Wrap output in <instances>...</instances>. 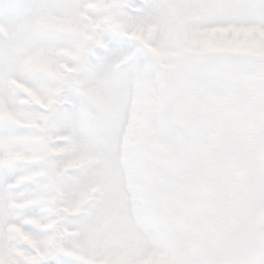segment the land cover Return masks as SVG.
<instances>
[{
	"label": "snow or ice",
	"instance_id": "6c2138e0",
	"mask_svg": "<svg viewBox=\"0 0 264 264\" xmlns=\"http://www.w3.org/2000/svg\"><path fill=\"white\" fill-rule=\"evenodd\" d=\"M0 264H264V0H0Z\"/></svg>",
	"mask_w": 264,
	"mask_h": 264
}]
</instances>
